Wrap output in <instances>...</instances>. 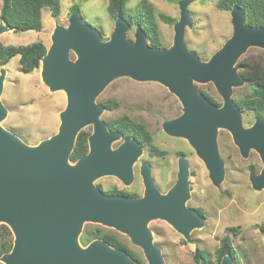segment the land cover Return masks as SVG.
<instances>
[{
  "label": "water",
  "instance_id": "1",
  "mask_svg": "<svg viewBox=\"0 0 264 264\" xmlns=\"http://www.w3.org/2000/svg\"><path fill=\"white\" fill-rule=\"evenodd\" d=\"M192 1L178 3L179 19L169 48L150 47L139 25L134 27V41L128 40L131 25L120 16L110 38L103 41L77 8L66 27L54 28L51 45L40 60V77L50 91H63L66 97L56 134L28 146L0 126V222L9 226L14 237L11 250L0 257L4 264H137L124 249L112 248L102 239L80 246L77 239L84 222L126 235L147 264H165L152 241L149 221L164 220L186 238L191 230L203 227L204 215L185 205L189 187L183 157L177 161L176 181L165 194L154 184L148 163L139 168L142 197L108 195L93 184L110 175L130 185L133 164L144 148L134 138L123 139L120 132L108 130L100 120L104 107L95 99L117 77L157 82L178 99L182 114L164 122L162 129L188 141L213 186L219 187L224 176L215 138L217 129H224L242 158L250 150L257 153L262 169L257 175L250 173L249 181L254 189L264 190V119L255 118L250 127H243L242 112L231 99L232 88L243 83L237 62L248 48L264 50V28L247 25L242 9L234 6L230 38L202 62L184 41L185 28L191 27L188 5ZM7 30L0 20V34ZM71 53L76 56L73 60ZM3 77L1 69L0 93ZM195 83H212L222 104L210 102ZM6 112L0 102V121ZM90 125L88 151L72 163L76 138ZM232 259L226 254L220 264H233Z\"/></svg>",
  "mask_w": 264,
  "mask_h": 264
},
{
  "label": "rangeland",
  "instance_id": "2",
  "mask_svg": "<svg viewBox=\"0 0 264 264\" xmlns=\"http://www.w3.org/2000/svg\"><path fill=\"white\" fill-rule=\"evenodd\" d=\"M140 1L127 0L125 11L131 14ZM147 1L152 5L156 16L161 48H169L173 41V25L179 19L180 0ZM217 1L193 0L188 5L191 27L185 28L184 41L188 49L196 53L202 62H206L232 34L230 11L218 10ZM107 3L108 0H59L60 12L57 18H52L47 8L42 10L40 32L14 33L7 30L0 34V44L25 46L41 42L48 49L54 28L68 25L73 7L79 10L83 21L98 29L102 40L107 41L114 29V20L107 14ZM159 14L172 18L175 22L166 24L158 18ZM134 27L131 26L127 32L128 40L134 41ZM70 58L73 60L76 56L71 53ZM239 61L264 67V50L248 48ZM1 69L4 70V77L0 102L7 112L0 121V126L28 146H36L56 134L60 124L59 114L66 106V97L63 91L52 92L43 84L40 77L41 62L36 70L23 74L19 67V57L15 56L5 66L0 67ZM195 86L200 93L219 105L222 104V99L212 83H195ZM250 89L251 86L243 79L240 86L232 88L231 99L234 102L243 99ZM95 102L104 107L100 120L107 127V124L127 117L143 125L151 135L152 146L163 153L162 156H154L149 147H144L133 164V181L130 185H123L110 175L96 179L93 184L104 193L116 191L142 197L143 184L139 168L142 163H148L154 184L160 193L165 194L176 181L178 158L183 157L188 163L189 197L185 205L202 211L205 221L203 227L191 230L187 238L164 220L148 222L152 241L160 248L165 264H202V260L194 262L195 250L201 251L209 264H215L219 242L226 234L230 236L234 249L233 264H264V233L260 231L264 226V190L254 189L249 181L250 173L257 175L262 169L255 151L250 150L248 157L242 158L230 134L224 129H217L215 138L219 156L224 163V176L219 187H215L208 178L203 162L195 155L188 141L163 131L164 122L182 114L180 102L165 87L157 82L117 77L105 86ZM113 103L115 108L105 107ZM241 120L243 127L247 128L255 119L252 113L245 112L242 113ZM80 132L91 134L92 125L86 126ZM120 143L121 140L111 146L116 148ZM230 229H234L236 235ZM104 235L116 236L141 259L142 264H147L141 250L126 235L112 228L84 222L77 240L84 247ZM13 239L9 226L0 222V249L9 252ZM82 241H85V245ZM0 264L4 263L0 260Z\"/></svg>",
  "mask_w": 264,
  "mask_h": 264
},
{
  "label": "trees",
  "instance_id": "3",
  "mask_svg": "<svg viewBox=\"0 0 264 264\" xmlns=\"http://www.w3.org/2000/svg\"><path fill=\"white\" fill-rule=\"evenodd\" d=\"M127 0H108L107 14L111 20L120 16L124 18L131 26L139 25L147 36V44L152 48H160L161 41L159 39V30L156 23V16L152 5L147 0H141L135 7L134 11L130 14L125 11ZM234 6L242 9L245 23L253 27L264 28V0H218L216 8L220 11H230ZM47 8L52 18H57L60 12L59 0H1L0 6V20L6 24L12 32H27L36 31L40 32L42 29V10ZM75 7L72 8V10ZM158 18L166 23L173 24L175 21L165 15L159 14ZM46 53V47L41 42H35L25 46H4L0 44V67L5 66L13 57H19V67L23 74H29L36 70L39 66L41 58ZM236 67L240 72L244 81L250 86V92L247 96L239 101H235L236 106L242 112L252 113L254 119H264V67L261 65L247 64L245 61L237 62ZM210 102L219 106L214 100L205 95ZM107 109H113L116 105L107 104ZM108 130L118 131L124 138H134L140 142L144 147L150 148V153L154 156H162L163 153L159 152L152 146V138L146 128L130 120L127 117L109 123ZM89 133L79 132L73 151L70 155V161L76 162L80 157L84 156L88 151L87 139ZM108 195H125L129 197H137L135 194H126L122 192H106ZM233 235H236L234 229H230ZM264 233V226L260 228ZM108 245L115 249H124L129 256L137 263L142 264L141 259L113 235H104L101 238ZM85 245V241H82ZM8 250L0 249V256L7 253ZM230 254L235 257L234 249L231 244V239L226 234L219 242V248L215 253V264H219L221 259ZM194 262L202 260L204 263L209 264L204 254L195 250Z\"/></svg>",
  "mask_w": 264,
  "mask_h": 264
},
{
  "label": "flooded vegetation",
  "instance_id": "4",
  "mask_svg": "<svg viewBox=\"0 0 264 264\" xmlns=\"http://www.w3.org/2000/svg\"><path fill=\"white\" fill-rule=\"evenodd\" d=\"M196 210V209H195ZM201 215H204L202 211L200 210H197ZM205 216V215H204Z\"/></svg>",
  "mask_w": 264,
  "mask_h": 264
}]
</instances>
